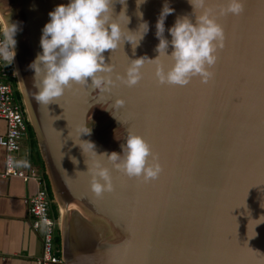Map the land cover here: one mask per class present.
<instances>
[{"label": "water", "instance_id": "95a60500", "mask_svg": "<svg viewBox=\"0 0 264 264\" xmlns=\"http://www.w3.org/2000/svg\"><path fill=\"white\" fill-rule=\"evenodd\" d=\"M66 2L0 0V26L9 14L21 22L17 81L59 207L62 264H264V221H258L264 220V0H244L239 15L216 16L225 39L214 76L207 83L192 77L183 86L158 83L148 60L158 55L155 21L163 0L139 6L114 0L113 14L123 8L129 30L142 20L149 30L135 49L124 41L105 50V62L123 73L129 59L147 56L141 79L111 92L73 84L56 101L39 104L28 65L41 50L49 10ZM221 2L209 0V6L218 12ZM170 6L169 39L168 26L178 14L191 15L192 7L187 0H170ZM160 59L170 66V58ZM118 96L125 104L116 108ZM80 123L91 125L80 138L94 141L98 153L119 152L129 129L142 135L159 155L160 176L146 182L112 169L114 191L97 197L82 172L88 154L68 137ZM240 244L257 255L246 256Z\"/></svg>", "mask_w": 264, "mask_h": 264}, {"label": "clouds", "instance_id": "9594fccd", "mask_svg": "<svg viewBox=\"0 0 264 264\" xmlns=\"http://www.w3.org/2000/svg\"><path fill=\"white\" fill-rule=\"evenodd\" d=\"M187 2L192 6L191 15H176L167 28L169 39L164 35V21L175 9L170 6V0H163L155 21V36L158 38L155 50L158 55L152 59L147 56L129 59L123 73L114 72V65L105 62L104 51L114 50L124 41L130 42L135 49L149 30L148 22L142 20L136 30H129L126 27L129 17L124 9L113 14L114 0H67L56 4L49 10V19L41 28V50L28 65L33 70L34 99L39 104L48 105L73 84L91 85L102 92H111L121 84L133 86L142 77L141 66L145 64V57L154 62L158 83L183 86L196 76L207 83L214 76L212 69L218 59L217 51L223 47L225 39L224 28L216 16L239 15L243 11L244 0H222L218 12L209 6V0ZM120 3L124 4L125 0H120ZM143 3L145 0H136L137 6ZM137 13L142 16L139 10ZM20 25L21 22L11 20L9 14L2 28L0 54L11 62ZM169 45L171 52L168 51ZM161 56L170 58V66L165 68ZM124 104L123 97L118 96L113 101L116 108ZM91 131V125L80 123L71 132L69 130L68 137L79 146L83 155L88 154V161L84 160L87 169L82 172L88 174L89 187L97 197L114 191L112 169L146 182L160 176L163 165L159 155L142 135L129 129L119 152L98 153L94 141L80 138ZM71 160L78 163L75 156H71Z\"/></svg>", "mask_w": 264, "mask_h": 264}, {"label": "built area", "instance_id": "2783aa9c", "mask_svg": "<svg viewBox=\"0 0 264 264\" xmlns=\"http://www.w3.org/2000/svg\"><path fill=\"white\" fill-rule=\"evenodd\" d=\"M3 40L0 26V41ZM15 61L6 60L0 54V118L6 121V130L0 134V146L4 149L3 176H19L23 179H33L36 184L34 194L25 196L23 201L32 218L31 228L40 230L42 252L37 258V264H62L59 246L55 242V229H59L60 217H51L48 185L42 174L19 166L17 152L20 141L26 133L28 114L23 104L15 97L14 83L17 81ZM17 89V84H16Z\"/></svg>", "mask_w": 264, "mask_h": 264}, {"label": "crops", "instance_id": "0c3cea01", "mask_svg": "<svg viewBox=\"0 0 264 264\" xmlns=\"http://www.w3.org/2000/svg\"><path fill=\"white\" fill-rule=\"evenodd\" d=\"M6 130V121L0 118V134ZM19 166L43 174V169L31 157L27 137L23 136L17 152ZM4 149L0 146V264H37L42 252L40 230L31 228L32 218L23 201L34 194L33 179L3 176Z\"/></svg>", "mask_w": 264, "mask_h": 264}, {"label": "trees", "instance_id": "16d2710c", "mask_svg": "<svg viewBox=\"0 0 264 264\" xmlns=\"http://www.w3.org/2000/svg\"><path fill=\"white\" fill-rule=\"evenodd\" d=\"M13 85L15 87V97L20 101L21 100V93L18 89H16V82ZM26 124H27V127H26L25 136L27 137V140H28L31 157L34 159L35 163L38 164L43 169L42 175L47 181L48 194H49V198L51 199V201L49 203V213H50L52 218L57 219L59 216L58 206H57L56 202L54 201V198H53V195L51 192V188L49 185V181H48L47 175L44 171V166H43L41 155H40V152L38 149V144H37L35 132H34L33 127H32L29 120H27ZM55 242H56V245L59 246V248H60V233H59L58 228L55 229Z\"/></svg>", "mask_w": 264, "mask_h": 264}, {"label": "snow or ice", "instance_id": "6c2138e0", "mask_svg": "<svg viewBox=\"0 0 264 264\" xmlns=\"http://www.w3.org/2000/svg\"><path fill=\"white\" fill-rule=\"evenodd\" d=\"M115 50V49H114ZM116 67L114 66V69H115ZM114 69H113V71H114ZM114 72H117V71H114ZM130 179H133V178H135V177H129ZM260 179H261V181L262 182H264V174H262L261 176H260ZM254 182V180H250L248 183L249 184H251V183H253ZM240 247L243 249V251H244V253H245V255L246 256H248V257H255L257 254L256 253H254V252H251L246 246H244V244L243 245H241L240 244Z\"/></svg>", "mask_w": 264, "mask_h": 264}, {"label": "rangeland", "instance_id": "374dc122", "mask_svg": "<svg viewBox=\"0 0 264 264\" xmlns=\"http://www.w3.org/2000/svg\"><path fill=\"white\" fill-rule=\"evenodd\" d=\"M17 80V79H16ZM16 84H17V89L19 90V85H18V81H16ZM58 206V205H57ZM58 210H59V207H58ZM59 217H60V214H59Z\"/></svg>", "mask_w": 264, "mask_h": 264}, {"label": "bare ground", "instance_id": "6f19581e", "mask_svg": "<svg viewBox=\"0 0 264 264\" xmlns=\"http://www.w3.org/2000/svg\"><path fill=\"white\" fill-rule=\"evenodd\" d=\"M1 26H2V28H3L4 24H3V25H1Z\"/></svg>", "mask_w": 264, "mask_h": 264}]
</instances>
